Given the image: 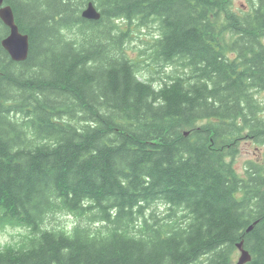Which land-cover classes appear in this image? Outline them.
Returning a JSON list of instances; mask_svg holds the SVG:
<instances>
[{
    "label": "trees",
    "instance_id": "1",
    "mask_svg": "<svg viewBox=\"0 0 264 264\" xmlns=\"http://www.w3.org/2000/svg\"><path fill=\"white\" fill-rule=\"evenodd\" d=\"M4 2L30 53L10 57L0 18V223L39 239L0 264H237L241 242L264 264V163L234 164L244 139L264 145V0ZM151 24L133 59L132 30Z\"/></svg>",
    "mask_w": 264,
    "mask_h": 264
},
{
    "label": "clouds",
    "instance_id": "2",
    "mask_svg": "<svg viewBox=\"0 0 264 264\" xmlns=\"http://www.w3.org/2000/svg\"><path fill=\"white\" fill-rule=\"evenodd\" d=\"M61 34L66 43L79 42L82 39L75 28H62ZM83 203L86 205L88 201L85 200ZM57 216L55 231L71 237L80 223L79 218L67 211L57 213ZM40 228L41 231L52 230L47 219L40 225ZM33 239H39V236L33 234L30 225L19 222L0 223V252L10 248H18L22 241L27 242Z\"/></svg>",
    "mask_w": 264,
    "mask_h": 264
},
{
    "label": "rangeland",
    "instance_id": "3",
    "mask_svg": "<svg viewBox=\"0 0 264 264\" xmlns=\"http://www.w3.org/2000/svg\"><path fill=\"white\" fill-rule=\"evenodd\" d=\"M247 3V0H235L236 7H242ZM246 6L248 7V4ZM132 27H134V25H132ZM132 33L134 37L128 44V54L137 59L141 51H144L147 57L149 53H151L150 47L154 43L155 38L160 34L158 25L151 24L149 27L139 26L134 28ZM145 73L149 76L148 72ZM260 97L264 99V93L261 94ZM249 161L264 163V145L257 144L250 139H244L240 146V153L237 155L234 162L236 169L243 176ZM56 218L58 219V216ZM57 219L53 223H56ZM239 256L240 252L238 251L236 253L237 260Z\"/></svg>",
    "mask_w": 264,
    "mask_h": 264
},
{
    "label": "water",
    "instance_id": "4",
    "mask_svg": "<svg viewBox=\"0 0 264 264\" xmlns=\"http://www.w3.org/2000/svg\"><path fill=\"white\" fill-rule=\"evenodd\" d=\"M0 16L11 28V34L3 42L4 46L11 52L13 58L17 60L25 59L28 54L29 37L20 31L15 22L12 8L5 5L4 0H0ZM84 16L88 18H99L100 13L90 3L88 9L84 12ZM238 248L241 255L237 264H246L251 260V254L243 247L242 242L238 244Z\"/></svg>",
    "mask_w": 264,
    "mask_h": 264
},
{
    "label": "bare ground",
    "instance_id": "5",
    "mask_svg": "<svg viewBox=\"0 0 264 264\" xmlns=\"http://www.w3.org/2000/svg\"><path fill=\"white\" fill-rule=\"evenodd\" d=\"M91 4L93 5V7L100 13V17L99 18H88V17H86V16H84V12L88 9V7H89V4L83 9V11H82V16L85 18V19H88V20H99L100 18H101V11L99 10V8L97 7V5L94 3V2H91ZM248 4V3H247ZM247 4H244V6H242L243 8H244V10H247L248 11V8L250 7L249 5H248V7L246 6ZM5 5H7V6H10L11 8H12V10H13V7L10 5V4H6L5 3ZM246 6V7H245ZM13 13H14V10H13ZM14 17H15V22H16V24H17V21H16V16H15V13H14ZM0 18H1V16H0ZM2 19V18H1ZM2 21L4 22V20L2 19ZM4 24L6 25V26H8L5 22H4ZM18 25V24H17ZM9 27V26H8ZM18 27H19V25H18ZM130 28V27H129ZM131 28H132V26H131ZM9 29H10V32H9V34L2 40V46H3V48L7 51V53L10 55V57L14 60V61H17V62H23V61H25V60H27V58L29 57V53H30V37H29V35L27 34V33H24V34H26V35H28V37H29V48H28V54H27V57L25 58V59H23V60H17V59H15V58H13V56H12V54H11V52L4 46V40L5 39H7V37L11 34V28L9 27ZM19 29H20V27H19ZM21 31V30H20ZM133 31V30H132ZM23 33V32H22ZM133 37H134V35H133ZM159 36H157L156 38H155V40L158 38ZM154 40V41H155ZM128 46V45H127ZM127 49H128V47H127ZM150 49H151V47H150ZM18 51V50H17ZM128 52V51H127ZM145 53V52H144ZM146 54V53H145ZM144 54V55H145ZM150 54V53H149ZM129 56L130 57H132L130 54H129ZM141 55H139V57H140ZM139 57L137 58V59H139ZM141 57H144V56H141ZM133 59H135L134 57H132ZM148 63H150V61H147ZM149 65V64H148ZM141 78H143V77H141Z\"/></svg>",
    "mask_w": 264,
    "mask_h": 264
}]
</instances>
